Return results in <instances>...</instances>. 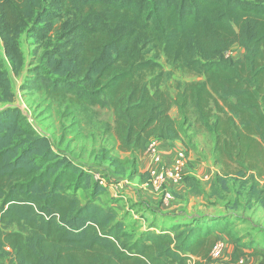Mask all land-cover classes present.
Instances as JSON below:
<instances>
[{
  "label": "trees",
  "instance_id": "trees-1",
  "mask_svg": "<svg viewBox=\"0 0 264 264\" xmlns=\"http://www.w3.org/2000/svg\"><path fill=\"white\" fill-rule=\"evenodd\" d=\"M37 24L57 37L23 87L58 105L61 143L85 136L92 107L111 110L113 123L102 127L112 146L102 159L145 182L141 157L152 140H181L188 156L201 128L220 173L205 182L186 174L182 184L214 205L234 181L264 208V0H0V37L17 74L19 36ZM236 45L241 58L228 54ZM148 49L197 79L173 95L164 87L169 72ZM15 98L0 58V104ZM106 192L92 168L55 148L19 106L0 109V264H242L250 256L264 264V245L240 219L182 214L137 233L101 201ZM222 235L235 246L228 260L212 256Z\"/></svg>",
  "mask_w": 264,
  "mask_h": 264
},
{
  "label": "rangeland",
  "instance_id": "rangeland-1",
  "mask_svg": "<svg viewBox=\"0 0 264 264\" xmlns=\"http://www.w3.org/2000/svg\"><path fill=\"white\" fill-rule=\"evenodd\" d=\"M41 26L42 24L34 25L33 29L31 26V29H25L19 36L18 47L23 53V58L22 68L18 74L13 70L11 61L6 57L4 44L0 37V58L3 61V67L7 70L12 80L13 90L16 94L14 103H2L0 104V109L9 105L19 106L28 116L29 122H31V124L37 128L39 132L48 136L55 148H60L59 150L66 152V154L77 159L88 168H92V170L95 169L93 172L99 173L103 177L104 182H106V180L110 181V175H112L111 170H113V167L110 165L109 161L102 159V154L104 150L110 149L112 145L107 142L105 136L103 135L102 122L108 121L113 123V112L100 107H92L87 114H85L82 122V128L85 136L78 141L72 142L68 147L66 143H61V132H63V130L57 115L58 105L42 96L40 93L25 90L23 87L31 67L35 66L39 62V58L42 53L55 42L57 37V33L54 31L49 32L46 36L42 34L43 32H40L41 30L35 31L39 30ZM243 54V48L238 45L231 49V55L235 58H241ZM147 55L149 58L155 59L161 63L164 69L169 72L170 75L164 81V87L173 95L176 94L177 87L180 82L197 79L195 75L185 73L174 67L166 60V57L161 52L148 49ZM171 115L174 117L178 115L176 107L171 109ZM64 125L68 126L69 123L64 121ZM70 137L71 135L68 134L67 138ZM196 144L199 151H197V149L192 151L190 157H188L187 168L189 167L190 170L192 169V171H196L197 174L205 176L212 171L214 175L218 173L220 169L216 167L212 157L214 143L209 138L208 134L201 128H197ZM202 179L206 180L205 178ZM231 184L233 188L230 193H227L226 199L217 201V203L213 205L215 210L209 209V211H215V213L218 214L226 213L228 216L240 219L238 220L239 224L244 225L242 230L261 240L263 236L261 233H264V228L256 221L254 222V220H248L247 216H249L248 212L255 208V216L258 220H262L260 212L258 211H261L264 214V210L259 209L261 206L257 203H254V206L250 205L249 207L244 190L239 192V188L235 185L234 181H231ZM80 196L83 200H86V194L84 192H80ZM108 198L109 197L104 194L101 201L104 202ZM158 198L160 201V196ZM236 199L239 200V204L234 206ZM173 200H178L182 203V205H184L185 201L190 202V204L194 203L193 209H196L198 213L205 212V208L203 207L204 205L206 206L209 204L208 199H204L203 197L201 198L200 196H194L190 193L189 189L186 188L178 192L177 196L174 194V198L171 201ZM213 200H216V198H213ZM196 204H198V206H196ZM136 214L138 216L133 219L144 222V219L146 218L145 212L142 214L136 212ZM153 218L154 217H148L147 219L152 220ZM133 227L134 226L132 225V228Z\"/></svg>",
  "mask_w": 264,
  "mask_h": 264
},
{
  "label": "crops",
  "instance_id": "crops-1",
  "mask_svg": "<svg viewBox=\"0 0 264 264\" xmlns=\"http://www.w3.org/2000/svg\"><path fill=\"white\" fill-rule=\"evenodd\" d=\"M158 147H159V151L162 156L163 162L167 163L168 165L173 164L176 154L180 150L182 149L185 150V146L181 140H175V141L158 140ZM59 151L61 153L66 154V152L62 150H59ZM197 151H199V148L197 149ZM191 153L192 151L189 153L188 157H190ZM68 157L82 164L77 159L72 158L69 155ZM159 165H160L159 163L151 160V157L147 153V151L141 157L140 167L143 172L145 171L149 172L151 168L159 167ZM216 167L219 168L218 165H216ZM93 170L95 171V169ZM111 171H112L111 172L112 175H110V178H111L110 181L106 180V182L103 183L107 187V192L105 193V195H107L109 198L103 201L105 203L111 204L114 207H116L120 211V215L125 216L128 228L132 231H136L137 233H140L141 231L146 229L151 223H153L156 226L154 227L155 229L157 228V230H159V228L164 224V222H169L171 219H173L177 215L182 216V214H186V215L191 216L194 214L195 215L201 214V213H198L196 209L195 210L193 209L194 203L190 204V202L188 201H185L184 205H182V203H180L178 200L177 201L173 200L168 203H164L162 200L159 201V198H158L159 195L146 189L144 187V181H142L140 177L129 179L127 176L118 175L113 170ZM218 172L220 173V171ZM186 174L196 176L198 179L204 182L209 180L214 175L213 171L208 173L207 176L199 175L196 173V171H192V169L190 170L189 167L186 170ZM202 178H205L206 180H203ZM261 182L264 185V176L262 177ZM182 185L180 184L175 188L176 196L178 195V192H180L182 189L184 188L188 189L185 184H182ZM248 205L250 207L249 202H248ZM196 206H198V204H196ZM213 207H214L213 205H209V204H207L206 206L204 205L203 208H205V212H202V214L203 213L204 214L205 213L217 214L215 213V211H209V209H214ZM259 209L264 210L262 206ZM254 211H255V208L251 209V211L248 212V215H249L247 216L248 220L250 221L254 220V222L256 221L257 223L262 225V227L264 228V214L261 211H258L260 212V215L262 218V220H258V218L255 216L256 214ZM136 212L140 214L145 212L146 218L144 219V222L133 219L134 217L138 216ZM148 217H154V218L150 220V219H147ZM132 225L134 226L133 228H132ZM243 227H244L243 224L242 225L239 224L240 229H243ZM261 234L263 236L260 241H261V244L264 245V233H261ZM220 241L224 245L223 246V252H224L223 259L228 260L230 259L231 254L235 249V246L233 245L231 240L225 235L221 236ZM259 261H260V256H250L247 259H245L243 264H256ZM208 264H211V263H208Z\"/></svg>",
  "mask_w": 264,
  "mask_h": 264
},
{
  "label": "built area",
  "instance_id": "built-area-1",
  "mask_svg": "<svg viewBox=\"0 0 264 264\" xmlns=\"http://www.w3.org/2000/svg\"><path fill=\"white\" fill-rule=\"evenodd\" d=\"M231 55V50L228 52ZM147 153L151 160L159 163V167L149 170L150 178L144 182V187L160 196L164 203L170 202L174 198L173 190L183 183L186 176L188 165V156L185 150H180L173 161L172 165L163 162L162 156L158 147V140H152L147 147ZM94 178L101 183H104L103 177L99 173H94ZM223 243L219 241L212 251V256L215 259H221L224 256ZM244 259L240 263H244Z\"/></svg>",
  "mask_w": 264,
  "mask_h": 264
}]
</instances>
